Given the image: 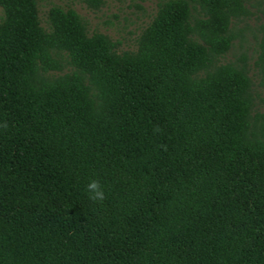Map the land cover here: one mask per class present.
I'll use <instances>...</instances> for the list:
<instances>
[{"label": "trees", "instance_id": "obj_1", "mask_svg": "<svg viewBox=\"0 0 264 264\" xmlns=\"http://www.w3.org/2000/svg\"><path fill=\"white\" fill-rule=\"evenodd\" d=\"M248 3L161 0L120 51L0 0V264H264V22L223 61Z\"/></svg>", "mask_w": 264, "mask_h": 264}, {"label": "rangeland", "instance_id": "obj_2", "mask_svg": "<svg viewBox=\"0 0 264 264\" xmlns=\"http://www.w3.org/2000/svg\"><path fill=\"white\" fill-rule=\"evenodd\" d=\"M161 0H104L103 6L97 11H91L82 0H37V16L40 25L44 27L47 10L57 6L63 10L72 9L86 26L88 33H100L117 42L120 51L133 50L140 31L153 16L156 5ZM249 18L239 24L240 33L233 46L224 56L223 61H233L241 55L246 63L253 68L256 58L259 26L264 22V0H249ZM1 16V10H0ZM251 79L257 95V108L261 109L260 99L263 89L260 86V76L251 69Z\"/></svg>", "mask_w": 264, "mask_h": 264}, {"label": "clouds", "instance_id": "obj_3", "mask_svg": "<svg viewBox=\"0 0 264 264\" xmlns=\"http://www.w3.org/2000/svg\"><path fill=\"white\" fill-rule=\"evenodd\" d=\"M7 122L0 123V128L7 129ZM87 198L93 204L102 205L106 199L104 185L98 179H92L85 186Z\"/></svg>", "mask_w": 264, "mask_h": 264}]
</instances>
